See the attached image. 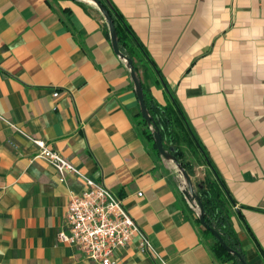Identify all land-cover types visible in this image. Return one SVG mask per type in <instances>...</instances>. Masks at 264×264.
Listing matches in <instances>:
<instances>
[{"label": "crops", "instance_id": "obj_1", "mask_svg": "<svg viewBox=\"0 0 264 264\" xmlns=\"http://www.w3.org/2000/svg\"><path fill=\"white\" fill-rule=\"evenodd\" d=\"M111 1L240 207L232 223L248 261L264 264V0ZM107 27L90 0H0V264H95L59 240L84 183L60 181L33 138L117 194L166 264H221L183 176L144 136ZM135 64L155 101L170 103L146 60ZM139 242L115 251V264H162Z\"/></svg>", "mask_w": 264, "mask_h": 264}, {"label": "trees", "instance_id": "obj_2", "mask_svg": "<svg viewBox=\"0 0 264 264\" xmlns=\"http://www.w3.org/2000/svg\"><path fill=\"white\" fill-rule=\"evenodd\" d=\"M99 1L109 11L114 20L121 53L133 59L134 63L141 61L143 57L146 60V64H149L153 69L154 79L162 84L170 97L171 102L162 106L155 101L150 90L143 86L146 107L160 130L164 148L176 156L179 164L190 176L195 175L196 165L205 166L203 177L196 180L194 185L195 191L203 205L206 225L211 230L216 231L230 249L240 254L245 261L250 264L247 259V254L243 249L241 239L233 227V217L237 216L240 219H244V216L240 209L235 208L237 202L233 198L230 189L192 129L182 107L176 100L173 92L167 86L161 73L155 66L148 51L136 33L125 21L124 17L111 0ZM106 33L110 37L108 27ZM135 70L137 72L136 64ZM137 75L139 76L138 72ZM142 122L145 124L147 123L144 119H142ZM154 130L155 128L152 126L151 129L149 127L143 133L155 153L160 156L155 144ZM187 151L195 158V163L187 158ZM195 222L202 236L213 240L211 250L215 258L221 262V264H243L238 255L229 252L223 247L214 237L213 233L201 224L199 218L196 217ZM259 249L261 248L259 247Z\"/></svg>", "mask_w": 264, "mask_h": 264}, {"label": "built area", "instance_id": "obj_3", "mask_svg": "<svg viewBox=\"0 0 264 264\" xmlns=\"http://www.w3.org/2000/svg\"><path fill=\"white\" fill-rule=\"evenodd\" d=\"M58 96V92L54 93ZM14 129L15 125L9 123ZM38 148L35 158L47 161L55 168L60 181L73 174L84 183L80 194L71 193L66 211V227L59 233V240L78 249L86 259L95 264H115V251L140 237L139 249L151 257H157L166 264L148 236L124 205L123 200L108 188L103 181H97L67 160L49 144L32 139ZM142 193L139 192V196ZM239 209V206H235Z\"/></svg>", "mask_w": 264, "mask_h": 264}, {"label": "water", "instance_id": "obj_4", "mask_svg": "<svg viewBox=\"0 0 264 264\" xmlns=\"http://www.w3.org/2000/svg\"><path fill=\"white\" fill-rule=\"evenodd\" d=\"M72 1H82V0H72ZM93 3H95L97 5V7L99 8V10L101 11V13L103 14V16L105 17V20L108 24V29H109V33H110V38H111V42H112V47L114 49V52L116 53V55H118L123 61H125L132 82L134 84L135 87V92L136 95L138 97L139 100V104H140V112L141 115L143 117V119L147 122V124L150 126V129L152 128V126H154L155 130H154V139H155V144L157 147V150L159 152V155L162 156L165 160L172 162L178 169L179 173L183 176L184 181L186 183V188L184 190V194L186 196V198L189 200L190 203L198 206L199 208V220L201 222V224L209 229L214 237L223 245V247L228 250L231 253H234L236 255H238L240 261L243 264H249L245 261V259L238 254L237 252L233 251L232 249H230L225 242L223 241V239L221 238V236L214 230H211L205 223V219H204V209H203V205L201 203V200L199 198V196L197 195L196 191H195V185L192 181L191 176L185 171V169L179 164L176 156L170 152L167 151L164 148L163 145V141H162V137H161V133L159 128L156 126L155 122L153 121V118L151 117L146 104H145V99H144V90H143V85H142V81L139 78V76L137 75V72L135 70V63L133 61V59H130L128 57H126L125 55H123L119 49V45H118V35H117V31H116V27H115V23L113 18L111 17L109 11L103 6V4L99 1V0H90Z\"/></svg>", "mask_w": 264, "mask_h": 264}, {"label": "rangeland", "instance_id": "obj_5", "mask_svg": "<svg viewBox=\"0 0 264 264\" xmlns=\"http://www.w3.org/2000/svg\"><path fill=\"white\" fill-rule=\"evenodd\" d=\"M192 161L195 163V160L194 159H192ZM197 173H198V176H197V178L195 177V181L197 179H201L203 177V170L197 169Z\"/></svg>", "mask_w": 264, "mask_h": 264}]
</instances>
